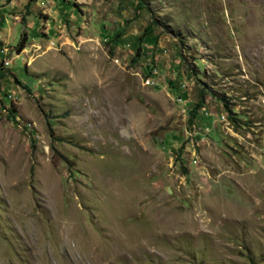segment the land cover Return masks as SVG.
<instances>
[{
	"label": "rangeland",
	"instance_id": "rangeland-1",
	"mask_svg": "<svg viewBox=\"0 0 264 264\" xmlns=\"http://www.w3.org/2000/svg\"><path fill=\"white\" fill-rule=\"evenodd\" d=\"M0 264H264V0H0Z\"/></svg>",
	"mask_w": 264,
	"mask_h": 264
},
{
	"label": "trees",
	"instance_id": "trees-1",
	"mask_svg": "<svg viewBox=\"0 0 264 264\" xmlns=\"http://www.w3.org/2000/svg\"><path fill=\"white\" fill-rule=\"evenodd\" d=\"M69 4H71V5H74L73 3H69ZM147 32L149 33L150 32V29H149V27H146L145 29H144V34H145V36H146V34H147ZM150 39L149 40H147V41H145V43L147 44V45H154L155 43L154 42H152L151 43V40H154L155 41V39H156V36H150L149 37ZM25 38L23 37L20 41H19V44H18V46H16V50H17V52H20L24 47H25V44L22 42L23 40H24ZM136 56H137V58L135 59V61L141 56V55H146V53H145V51L141 48V47H137V49H136ZM134 60V59H133ZM144 76L146 77V76H148V75H150L151 73H152V68L150 67V66H145V70H144ZM169 83H171V81H169ZM3 96L5 97V99L1 102L2 104H3V106L4 107H6L7 106V103H6V93L4 92V94H3ZM203 98H202V95H201V97H200V99L196 102V104L188 111V115H189V117H188V124L189 125H193V123H194V120H195V118L197 117V110L199 109V108H201V107H203ZM10 104V103H9ZM9 106V105H8ZM9 110V109H8ZM14 119H15V117H14V115L12 114V116H10V120L11 121H13L14 122ZM26 127V126H25ZM32 146L34 147V142H32Z\"/></svg>",
	"mask_w": 264,
	"mask_h": 264
},
{
	"label": "built area",
	"instance_id": "built-area-1",
	"mask_svg": "<svg viewBox=\"0 0 264 264\" xmlns=\"http://www.w3.org/2000/svg\"><path fill=\"white\" fill-rule=\"evenodd\" d=\"M157 74L156 69L153 68L152 69V73L148 76L145 77V79H143V84L146 86H150L153 85V77ZM182 84V83H181ZM155 85V84H154ZM182 100L181 97H179V101Z\"/></svg>",
	"mask_w": 264,
	"mask_h": 264
}]
</instances>
